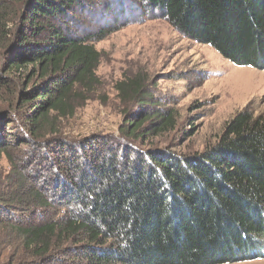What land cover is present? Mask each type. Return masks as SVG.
I'll list each match as a JSON object with an SVG mask.
<instances>
[{"label": "trees", "instance_id": "obj_1", "mask_svg": "<svg viewBox=\"0 0 264 264\" xmlns=\"http://www.w3.org/2000/svg\"><path fill=\"white\" fill-rule=\"evenodd\" d=\"M95 3L121 15L130 5ZM141 5L230 62L264 70V0ZM88 13L96 16L88 0H0V98L8 94L0 107V189L7 187L0 196V227L7 231H0V249H13L6 260L0 255V264L263 258L253 253L264 248V116L246 108L226 124L215 146L190 156L138 148L135 140L173 127L170 111L132 118L128 110L116 141L89 152L67 146L57 122L73 116L76 104L89 101L99 85L102 56L95 41L102 38L71 28L75 14ZM117 89L132 95L135 107H153L138 81ZM11 148L25 156L16 162ZM3 159L11 165L8 186Z\"/></svg>", "mask_w": 264, "mask_h": 264}, {"label": "rangeland", "instance_id": "obj_2", "mask_svg": "<svg viewBox=\"0 0 264 264\" xmlns=\"http://www.w3.org/2000/svg\"><path fill=\"white\" fill-rule=\"evenodd\" d=\"M88 1L90 12L96 16L75 14L71 28L102 38L95 41L102 56L96 71L99 85L89 101L76 104L73 116L57 122L60 135L71 143L69 148L84 146L89 152L114 141L121 136L119 131L125 126L128 110L132 118L142 111L173 113V127L135 141L139 149H167L182 156L200 154L215 146L226 124L246 108L255 116H264L263 69L238 66L211 46L187 38L161 12L142 6L143 0H121V6L130 4L128 13L122 15L94 7L99 0ZM116 7L121 9L120 5ZM132 81H138L143 92L153 97L152 108L135 107L130 103L133 96L126 98L117 89L120 83ZM7 97L2 93L0 107H4L2 100ZM10 155L16 162L25 156L17 148H11ZM1 171L6 177L3 184H13L6 159ZM13 178L20 180L15 175ZM6 194L7 187L0 189V196ZM3 227L0 231L7 232ZM12 251V247H3L0 255L6 260ZM260 253L264 248L253 254ZM232 264H264V257Z\"/></svg>", "mask_w": 264, "mask_h": 264}]
</instances>
